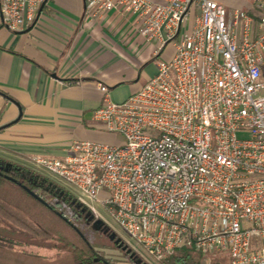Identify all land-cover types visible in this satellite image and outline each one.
<instances>
[{
  "label": "built area",
  "instance_id": "obj_1",
  "mask_svg": "<svg viewBox=\"0 0 264 264\" xmlns=\"http://www.w3.org/2000/svg\"><path fill=\"white\" fill-rule=\"evenodd\" d=\"M46 1L0 0L5 27L36 24ZM85 3L91 20L135 16L140 36L174 54L123 101L98 85L93 118L123 144L80 139L64 159L35 161L84 207L106 206L150 262L194 247L264 264V0Z\"/></svg>",
  "mask_w": 264,
  "mask_h": 264
},
{
  "label": "crops",
  "instance_id": "obj_2",
  "mask_svg": "<svg viewBox=\"0 0 264 264\" xmlns=\"http://www.w3.org/2000/svg\"><path fill=\"white\" fill-rule=\"evenodd\" d=\"M229 7L245 0H216ZM82 11L70 18L58 7L64 0H47L36 24L12 32L0 14V161L16 163L44 176L37 157L64 159L73 141L112 142L114 136L93 118L102 104L98 85L111 90L123 84L137 92L140 85L125 84L151 57L169 60L174 48H160L138 34L137 19L111 11L91 20Z\"/></svg>",
  "mask_w": 264,
  "mask_h": 264
},
{
  "label": "trees",
  "instance_id": "obj_3",
  "mask_svg": "<svg viewBox=\"0 0 264 264\" xmlns=\"http://www.w3.org/2000/svg\"><path fill=\"white\" fill-rule=\"evenodd\" d=\"M262 74L264 78V64ZM85 212L86 208L75 195L54 180L16 163L0 161V246L61 248L73 254L75 264H111L99 256L93 242L77 225L84 223L96 233H102ZM208 261L209 264H228L229 255L183 247L162 257L160 263L204 264Z\"/></svg>",
  "mask_w": 264,
  "mask_h": 264
},
{
  "label": "rangeland",
  "instance_id": "obj_4",
  "mask_svg": "<svg viewBox=\"0 0 264 264\" xmlns=\"http://www.w3.org/2000/svg\"><path fill=\"white\" fill-rule=\"evenodd\" d=\"M68 8L58 7V10L67 15L70 18H74L77 15L76 11L78 8L82 11L84 0H64ZM195 18V11L193 9L192 14L186 21L188 28L192 25ZM169 48L172 49L173 44H168ZM164 58L151 57L145 62L142 67V71L137 72L133 77H127L125 79L127 83L131 85L144 84L146 82V75L151 74L153 70L158 69V62ZM113 99L116 101H123V96L127 93V88L121 85L115 87ZM106 130V129H105ZM108 132V131H107ZM110 133V132H109ZM114 139H111L116 144H123L125 139L119 134L111 133ZM50 179L62 187L68 189L74 194V186L65 185L62 181L56 179L48 173ZM103 198L102 193L99 197ZM77 199V198H76ZM98 212H93L86 208L87 214H90L92 223L99 228L102 232L96 233L91 227L86 226L84 223H77L78 226L83 228L89 241L95 245V251L99 256L110 261L111 264H161L159 261L153 262L148 261L141 253L136 252L131 245V241L126 232L117 224L115 218L108 211L107 207L103 204H96ZM70 211L67 210V214L70 215ZM99 232V231H98ZM108 234V235H107ZM98 239V240H97ZM97 240V241H96ZM139 247V246H138ZM140 249V247H139ZM143 252V250L141 249ZM0 264H75L73 254L68 250L61 248L47 249L44 247L36 246H22V247H4L0 246ZM204 264H209L205 262Z\"/></svg>",
  "mask_w": 264,
  "mask_h": 264
},
{
  "label": "water",
  "instance_id": "obj_5",
  "mask_svg": "<svg viewBox=\"0 0 264 264\" xmlns=\"http://www.w3.org/2000/svg\"><path fill=\"white\" fill-rule=\"evenodd\" d=\"M34 195H35V197H37V198H39V199H41L37 194H35V193H33Z\"/></svg>",
  "mask_w": 264,
  "mask_h": 264
},
{
  "label": "flooded vegetation",
  "instance_id": "obj_6",
  "mask_svg": "<svg viewBox=\"0 0 264 264\" xmlns=\"http://www.w3.org/2000/svg\"><path fill=\"white\" fill-rule=\"evenodd\" d=\"M90 219H91V217H90ZM108 235V234H107ZM47 249H51V248H47Z\"/></svg>",
  "mask_w": 264,
  "mask_h": 264
}]
</instances>
